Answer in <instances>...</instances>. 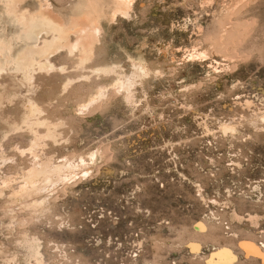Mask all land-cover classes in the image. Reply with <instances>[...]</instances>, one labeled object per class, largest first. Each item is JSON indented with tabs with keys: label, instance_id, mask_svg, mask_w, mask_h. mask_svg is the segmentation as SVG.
I'll use <instances>...</instances> for the list:
<instances>
[{
	"label": "rangeland",
	"instance_id": "obj_1",
	"mask_svg": "<svg viewBox=\"0 0 264 264\" xmlns=\"http://www.w3.org/2000/svg\"><path fill=\"white\" fill-rule=\"evenodd\" d=\"M128 3L17 5L100 29L0 71V264H264L240 245L264 250V0Z\"/></svg>",
	"mask_w": 264,
	"mask_h": 264
},
{
	"label": "bare ground",
	"instance_id": "obj_2",
	"mask_svg": "<svg viewBox=\"0 0 264 264\" xmlns=\"http://www.w3.org/2000/svg\"><path fill=\"white\" fill-rule=\"evenodd\" d=\"M2 1L4 2V3L2 2V4H5L4 6L6 12L12 16L14 23H17L19 27V31L16 35L14 34L15 37H13V39L5 40L0 38V71L1 72H3L2 71L3 68L5 69V67L8 68L10 67L17 72L22 73V75L25 78H27V80H29L32 77L33 66L37 64L39 65L38 67L48 69L47 67H49L53 63V62L51 64L49 63L50 60L48 61V56L53 51L55 50L57 51L58 48L61 49L62 46H65L69 50H73V51L75 49L80 50L82 53L83 60L88 59V56L92 54L90 53V49L92 48H89V38L91 33L89 34L88 31L89 32L95 31L98 33L100 29L98 24L99 22H97V16L94 15V9L92 7H87L86 10L83 11V13L80 16H78L77 18L74 17L75 18L74 20L71 19L72 21L66 24L65 22H62L63 20L61 21L59 18L56 17L58 16L57 14H55L56 16L51 14L49 12L50 9L49 11L46 10L47 8L42 9L43 6L41 7L40 10L31 13L32 11L31 12L26 11L28 9L24 7L23 8L26 10L24 9L22 10L18 8L17 5L20 0H2ZM128 6H129L128 0H114L115 11H120V12L125 11L127 10ZM113 13L114 15H116L115 14L116 12ZM71 31H75L74 32L76 33L75 37L77 35L76 37L77 39L74 43H72V40L71 43H69L68 41V37L70 35L69 33ZM93 32L91 35H93ZM71 33L74 34L73 32ZM42 34H45V36L46 35L49 36L43 37L40 43L32 42V40L34 39L38 40V37L41 36ZM92 39H91L92 40L91 44H93L96 37L95 39L94 38ZM16 41H20L21 46H19L16 50H14V43ZM34 109L35 107H33L32 110ZM47 133L53 135V132H51L50 130H48ZM82 159L83 158H81V160ZM48 164L50 163H48L47 161L42 162L41 167L38 168L40 173L41 172L45 173L47 171L49 166ZM55 165L59 166L60 164H55ZM49 167H51L50 169H52L53 166L51 165ZM35 172H37V169L32 171V173ZM55 173L57 174V172ZM240 245L247 254H253L259 256L262 258V260H264V250H262L253 241L242 240L240 241ZM235 258L236 255L230 247L221 246L218 247V249H216L215 252L211 254L209 261L228 262L234 260Z\"/></svg>",
	"mask_w": 264,
	"mask_h": 264
}]
</instances>
